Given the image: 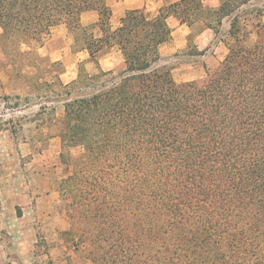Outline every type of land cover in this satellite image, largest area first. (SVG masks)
Wrapping results in <instances>:
<instances>
[{"label":"trees","instance_id":"obj_1","mask_svg":"<svg viewBox=\"0 0 264 264\" xmlns=\"http://www.w3.org/2000/svg\"><path fill=\"white\" fill-rule=\"evenodd\" d=\"M91 9L96 35L81 25ZM202 10L201 0L154 16L130 9L113 29L105 0H0L5 47L41 42L65 23L94 61L113 46L125 58L123 70L60 82L62 145L84 151L61 160L59 187L70 233L90 242L94 264H264V25L253 42L236 15L217 68L178 82L159 65L167 19L192 25ZM206 10L230 14L224 3Z\"/></svg>","mask_w":264,"mask_h":264},{"label":"rangeland","instance_id":"obj_2","mask_svg":"<svg viewBox=\"0 0 264 264\" xmlns=\"http://www.w3.org/2000/svg\"><path fill=\"white\" fill-rule=\"evenodd\" d=\"M222 3L229 15L224 10L210 16L202 10L187 46L174 52L163 48L159 65L170 67L178 82L202 79L215 70L228 52L236 15L248 24L250 40L258 39L255 24L264 25V0ZM207 22L214 27L215 40L199 50L196 35ZM25 49L18 41L6 47L0 42V264H94L90 242H77L70 233L69 200L59 187L68 167L61 160L84 151L79 145L63 147L59 135L67 97L60 82L73 79L63 80L67 68L60 61ZM74 69L94 74L99 67L81 63Z\"/></svg>","mask_w":264,"mask_h":264},{"label":"crops","instance_id":"obj_3","mask_svg":"<svg viewBox=\"0 0 264 264\" xmlns=\"http://www.w3.org/2000/svg\"><path fill=\"white\" fill-rule=\"evenodd\" d=\"M178 1L181 0H105L106 4L112 11L110 23L113 29L118 27L120 18L127 10L145 8L150 15L154 16L159 13L162 7ZM201 1L204 9L217 10L223 5V0ZM99 17L100 14L97 10L91 9L83 11L81 14V25L89 28L90 32H93L92 34H99L100 31H97ZM167 20L172 29V36L169 41L165 42L160 47L161 60L165 56L163 52L164 47H167L171 52L183 49L187 46V44H189L193 31L194 22L192 25L183 23L174 15H170ZM208 24L209 22L205 23L204 27H202L196 35L195 42L199 50H202V48L210 45L211 42L215 40L216 34L214 28ZM1 34L2 28L0 27V35ZM23 45L26 48L25 50L35 49L39 54L48 56L53 61H60L63 63L67 69H63L61 77L63 78L64 76H68L69 81L71 79L74 80L77 77H75V75L78 74L77 69L74 68L81 63L93 64L103 70H123L126 68L123 53L117 46H113L99 52L96 61L92 59L87 48H76L77 42L75 33L65 23L53 26L49 34L44 37L41 42L33 40L30 43H23ZM222 60L223 59H221V61ZM205 69L211 68L206 66Z\"/></svg>","mask_w":264,"mask_h":264}]
</instances>
